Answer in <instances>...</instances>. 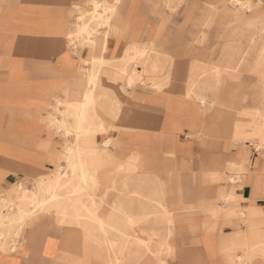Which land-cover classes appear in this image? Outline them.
<instances>
[{"label":"rangeland","instance_id":"rangeland-1","mask_svg":"<svg viewBox=\"0 0 264 264\" xmlns=\"http://www.w3.org/2000/svg\"><path fill=\"white\" fill-rule=\"evenodd\" d=\"M161 2L163 36L159 31L152 45L125 50L120 81L127 66H133L126 80L130 88L140 81L158 91L172 82L183 85L186 96L197 99L208 113L204 127L192 126L187 135L221 141L225 159L217 160L214 151L201 166L185 162L166 175L140 173V162L130 160L107 184L90 180L81 195L85 205L71 217L45 211L38 217L49 222L9 227L0 222V228L7 226L0 237L2 250H17L28 229L45 224L61 229L62 237L75 238L76 247L64 253L61 264H76L74 259L79 264H239L238 258L242 264H264V146L259 145L264 142V0ZM102 5L97 15L82 12L88 25L84 36L89 34L96 49H102L105 35L117 31L112 27L117 9ZM102 27L107 31L102 33ZM160 37L177 45L156 46ZM95 101L102 110L105 97L95 96ZM70 124L63 123V128ZM34 185H26L28 197L37 194L47 200L48 182ZM88 192L98 204L104 228L90 212L92 200L84 195ZM228 195L234 201L226 208L221 198ZM237 245L241 248L235 251Z\"/></svg>","mask_w":264,"mask_h":264},{"label":"crops","instance_id":"crops-1","mask_svg":"<svg viewBox=\"0 0 264 264\" xmlns=\"http://www.w3.org/2000/svg\"><path fill=\"white\" fill-rule=\"evenodd\" d=\"M95 1L0 0V209L17 196L20 184L29 191L30 182L46 179L59 164L65 167L64 149L75 143V136L66 135L60 124L75 123L68 106L82 100L87 89L93 98L103 96L106 101L100 111L107 131L90 140L108 145L101 151L102 183L127 169L130 160L140 162V173L166 175L185 162L201 166L214 151L217 160L225 159L221 141L187 135L192 126L204 127L208 113L197 99L186 96L183 85L174 81L158 91L140 81L130 88L126 80L133 66H127L120 81L125 50L152 45L159 31L163 36L161 0H99L117 9L112 21L117 31L109 35L104 50L71 42L82 26V12H93ZM155 45L177 44L160 37ZM96 57L106 63L98 90L100 76L97 88L89 81ZM75 110L81 111L82 105ZM88 111L91 117V106ZM42 219L49 222L45 216L27 222L34 225ZM61 234L59 228L38 224L25 232L17 250L0 248V264H61L64 253L76 247L75 238ZM80 235L78 240L89 249Z\"/></svg>","mask_w":264,"mask_h":264},{"label":"bare ground","instance_id":"bare-ground-1","mask_svg":"<svg viewBox=\"0 0 264 264\" xmlns=\"http://www.w3.org/2000/svg\"><path fill=\"white\" fill-rule=\"evenodd\" d=\"M93 6L94 10L92 14L97 15V10L103 5L101 2L95 1L93 3ZM114 11L115 8L112 9L111 15H113ZM84 18L85 16L79 18V23H82V26L80 30H78L76 35H72L73 40L71 42L73 43L81 41L83 44L92 45L93 42H91L89 34L87 37L84 36L86 34V31L88 30V25L84 22ZM109 20L110 18L106 22L107 25L109 24ZM108 27L110 28L111 26ZM107 38L108 35H105V39ZM106 42L107 40L103 42V50L105 48L104 45L106 44ZM96 47L97 46H95V48ZM103 60L104 59L102 57H99L94 58L91 62L92 74L89 81L91 86L94 88H97V79L102 73L101 69L103 68L104 64ZM128 83L129 86L132 85V80L130 79ZM89 92L90 91L87 89L86 93L82 96V100L76 102L75 104L70 103L68 106L69 110L75 115L73 117L75 119V123H73V125L70 124V126H65V128H63V123L60 124V129L63 128L62 130L66 135L74 134L75 136V143L67 146L64 149L63 159L66 161L64 171H62L61 166H57L51 176H48L46 179L35 181L34 186L36 188L41 187L43 183L48 182L45 191L47 194H49V198L42 201L36 198L38 196L37 194H33V196L28 197L25 184H20L17 187V196L11 198V202L5 208L0 209V222L2 224L10 223L9 226H11L14 223L18 222L23 225L25 222L34 220L38 216L45 214V211L50 212L56 216H61L63 218L71 217L78 207L85 205L81 195L82 191L88 190V182L90 180H98L99 182L102 181V179H99V167L102 160L101 151H107L108 145L100 147L98 144L91 143L90 140L94 139L96 134L107 131V128L104 125L105 122L102 120V113L96 105L95 98H93V96L90 95ZM78 104L82 105L81 111L75 110ZM89 106L92 107L91 117L88 111ZM251 137L250 139H252ZM259 145L263 147L264 142L263 144ZM93 173L98 175L96 179H94ZM90 174H92V177ZM84 195L91 198L92 207L89 208L90 212L91 214H93L94 218L96 217L100 227L104 228L106 222L99 217V209H97L98 204L92 199L91 193L88 192ZM221 199L225 200L224 206L227 208L232 205L234 196L228 195ZM78 211L76 215H78ZM4 230V227L0 228V237L2 236ZM251 245L254 244L251 243ZM238 248L241 247L237 245L234 250L236 251ZM238 260L239 264H242V259L238 258Z\"/></svg>","mask_w":264,"mask_h":264}]
</instances>
